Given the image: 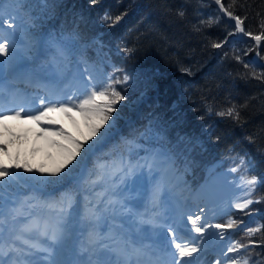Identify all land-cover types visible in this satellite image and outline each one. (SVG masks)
Segmentation results:
<instances>
[{
	"label": "trees",
	"instance_id": "16d2710c",
	"mask_svg": "<svg viewBox=\"0 0 264 264\" xmlns=\"http://www.w3.org/2000/svg\"><path fill=\"white\" fill-rule=\"evenodd\" d=\"M232 2L222 0L226 7ZM3 10L17 12L18 22L33 26L31 30L36 37L33 50L47 62L34 69L35 77L43 82L42 85L54 84L70 95L83 88L89 77L97 85L106 82L110 74L120 80L125 74L130 78L127 84L115 85L126 96L118 106L120 118L109 143L87 160L85 175L93 169L98 157L108 162L118 159L111 153L122 138H138L151 126L153 132L160 131L174 157V165L162 189L176 209L180 208L177 199L182 197V192L197 185L203 177L220 171L230 172L239 164L240 157L251 163L252 171L247 172L242 166L236 173H229L232 179L241 182L242 178L251 175L264 176V67L248 59L255 51L254 48L248 52L254 42L235 39L223 48L212 47L213 43H220L231 36L229 33L235 32L215 3L204 0H99L93 6L90 0H31L21 7L6 0ZM231 10L246 17V30L253 34L264 31L260 27L264 22V0H235ZM105 13L113 19L117 15L122 18L114 27H109L101 22ZM51 39L66 47V58H53L48 48ZM260 54L264 56V46ZM49 66L55 70L54 75ZM141 90L145 93L134 100ZM233 106L239 112L238 120L216 114ZM51 115L76 139L84 140L90 134L84 119L74 110L67 115L60 112ZM52 141L64 142L54 131L45 132L37 144L16 150L14 163H26L34 169L55 167L61 156L59 150L54 152ZM139 142L148 146L146 139ZM143 156L141 149L140 157ZM140 157L128 159L134 165ZM232 157L236 158L235 163ZM134 179L121 183L117 175L96 187L91 195L79 193V219L81 223L91 225L86 231L88 240L103 242L108 229L105 215L112 221L118 217L134 221L141 212H147L140 193L144 187L152 188L147 181L143 185L133 184ZM30 181L42 189L27 183L23 186L13 184L3 195L15 198L17 194L19 205L33 196L57 200L62 192L73 187L68 181L53 185ZM51 189L47 195L45 190ZM86 196L93 203L104 197V203L97 205L100 209L98 218L91 221L84 218ZM247 198L260 202L253 203L243 212L229 209L214 221L223 224L231 218L241 229L264 224V187L257 186ZM69 211L71 215L64 221L63 237L55 243L51 256V260L59 264L64 254L62 246L70 239L74 210ZM147 213L152 218L157 216ZM24 220L22 216L21 224H14L5 216L2 227L14 232ZM225 231L237 233L240 243H247L249 239L258 242L250 253L245 251L243 254L251 256L249 264H264V228L251 237L237 229ZM31 235V232H25L21 237ZM92 247L98 249L101 243L94 241Z\"/></svg>",
	"mask_w": 264,
	"mask_h": 264
},
{
	"label": "snow or ice",
	"instance_id": "6c2138e0",
	"mask_svg": "<svg viewBox=\"0 0 264 264\" xmlns=\"http://www.w3.org/2000/svg\"><path fill=\"white\" fill-rule=\"evenodd\" d=\"M5 2L6 0H0V57L5 58L0 60V74H2L6 64L16 60H23L36 46V37L31 30L33 26L23 21L18 22L17 12L19 9H17V12H5L3 10ZM12 3L22 7L31 3V0H12ZM90 3L95 6L99 3V0H90ZM214 3L224 16L234 21L236 33H241L243 37L250 38L249 43L254 42L253 47H250L248 52L253 51V48H255L257 57L264 59V56L260 54V49L264 46V31L259 34H253V32L245 29L244 20L246 17L242 18L231 10L235 0L228 4L227 7L222 3V0H214ZM179 14L182 16L183 12ZM121 18L120 15H117L113 19L109 14L105 13L101 18V22L108 24L109 27H114L120 22ZM209 24H211V21H209ZM260 27L264 29V22L261 23ZM234 34L229 33V35ZM226 41L227 38L220 43H213L212 47L221 48ZM48 48L52 52L54 59L66 58V47L56 40H49ZM124 51L128 52L127 49H124ZM239 59L237 57L238 61ZM244 66L247 68L248 64L246 63ZM129 79L127 74L123 76V80L114 78L110 74L106 82L97 85L89 77L83 88L73 91L70 95H59L49 99L40 97L38 106L29 104L27 106L19 105L15 108L11 106L5 107L3 88L0 87V127H6V121L8 120H27L41 127L43 132L54 131L64 141L62 143L51 142L59 150L61 158L55 167L49 170H45L43 167L34 169L26 163H5L0 160V264H9V261H11V264H19L21 259L33 255L34 252H43L51 256L52 253L49 252L48 248L39 247L35 243H21V235L25 232H36L47 237L53 244L57 243L63 237L64 221L66 217L71 215L69 210H75V208L79 207V193L83 191L91 195V192L96 187L107 183L111 177L118 175L121 183L132 177H135L132 180L133 184L143 185L147 181L153 191V204H156L158 199L156 193L164 186V180L174 165V157L164 144L160 131L153 132L151 126L146 132L140 133L138 138L135 136L131 139L122 138L114 146L111 153L112 156H118V159L108 162L98 157L93 169L85 175L87 160L109 143L114 134L116 121L120 118V108L118 106L120 102L126 99V96L115 85L127 84ZM73 110L81 115L86 126L90 129V134L86 139H76L62 128L53 130L50 127H45L46 124L50 125L52 123V113L60 112L67 115ZM216 114L222 117L227 116L234 120L239 119V112L235 106ZM94 137L95 139H93ZM145 139L148 142V146L139 142ZM141 149L144 152L143 157H140ZM0 153L7 154V147L4 143H0ZM137 157H140L137 163L131 164L128 158ZM231 159L235 163L236 158L232 157ZM242 166L245 167L247 172L252 171L251 163L246 162L244 157H240L239 164L232 167L230 172L236 173ZM25 173L28 175H25ZM49 177L55 179H49ZM30 180H35L42 185L62 184L68 181L73 183V187L62 192L57 200H41L33 196L19 205L12 196L6 197L3 195L5 190L10 189L13 184L23 186V183H27ZM241 186L247 189L245 196L250 197L257 186L264 187V176L251 175L250 178H242L238 187ZM259 202V199L246 198L233 204L232 207L239 212H243L253 203ZM103 203V196L99 197L96 203H93L86 196L84 218L89 221L94 217L98 218L100 209L97 205ZM34 209L39 210V212H34ZM204 212L205 209L201 207L198 215H193L191 212H181L178 215L164 218L154 216L151 221H145L160 229L159 251L166 253L170 257L166 262L161 259L158 264H196L194 254L202 252L198 241L203 240L204 233L208 228H214L219 231L220 240L224 242L226 249H222L221 256H217L215 264H223L225 260L227 264H249L251 256L243 253L245 251L250 253L251 249L258 246V242L251 239L247 243H240L236 240L229 241L228 237L232 233H226L225 230H241L248 237H251L261 231L264 228V224L241 229L230 218L226 223L210 225L206 222ZM248 214L251 215V213ZM5 216L14 224H21L20 217H25L21 227L18 230H14V237L7 241L3 239L2 232V220ZM189 225L191 226L190 228ZM191 233L196 235L192 236ZM140 255V249L133 248L125 254L122 260L118 261V264H132L134 256L138 264ZM26 264H31V261H27ZM49 264H59V262L49 260Z\"/></svg>",
	"mask_w": 264,
	"mask_h": 264
},
{
	"label": "rangeland",
	"instance_id": "374dc122",
	"mask_svg": "<svg viewBox=\"0 0 264 264\" xmlns=\"http://www.w3.org/2000/svg\"><path fill=\"white\" fill-rule=\"evenodd\" d=\"M235 34H237L236 32H234ZM222 46H225L222 45ZM5 59L4 57H0V60ZM24 59H27V62H25V71H24V78H23V82H20L17 86V84L13 85L12 87H8L9 90H13V92H16V96L17 98V105H13V103L11 104V107L15 108L21 104L19 103H27V98L29 94L33 95H37L36 97H41L42 93H40L39 91L36 90H28L27 89V83L29 81V76L32 72V69L36 66H38L41 62V60H39L38 58H36V55H33L32 57H26ZM17 61V60H16ZM15 61L6 64L4 66L3 70H9L10 67H12ZM19 63V62H18ZM18 63H15L18 65ZM43 63H45V61L43 60ZM57 87L54 86V88H52L51 96L54 98L56 96L59 95H63V94H59L58 90L56 89ZM145 93V90H141V92L138 93V95L134 98V100L137 99V97L142 96ZM5 92L3 93L4 96ZM8 95H10V93H8ZM48 96V94H47ZM51 97V98H52ZM50 97H47V99H49ZM23 105V104H22ZM45 127H57L60 129V125H59V121L57 119H53L52 123L50 125H45ZM42 129L41 127L37 126L34 122L31 121H27V120H8L6 121V127H0V143H4L7 147V154H3L0 153V160H2L5 163H13V153L14 151H16L17 149L23 147V146H29L31 144L36 143L41 137L42 135ZM54 152L57 153L58 149L55 147L54 148ZM60 155V154H58ZM57 155V156H58ZM219 174H223V177L220 179H215L216 177L219 176ZM241 182H239L238 180L232 179L228 173L226 172H218L210 177H208L207 179H202L197 185L195 186H191L190 188L186 189L184 192V196L182 198V208H184V211L187 212H192L191 210V206L193 205L194 201V195L195 194H200L203 193V190H207V193H204L202 195L201 198L196 199V203H198L199 208L201 207H205L210 205V203L212 202V200L210 199V197L205 196L209 195V196H216L218 195V191H220L224 186H228V188L224 191H220V196L217 199V201H223L226 198V195L228 196V194H232L231 189L235 186V185H240ZM234 185V186H233ZM237 192L238 197L242 200V199H246L247 196H245V192L246 190L244 189V187H238L237 188ZM156 196L158 197L156 204H153V192L147 190L143 195H142V200H146L147 202V209L148 210H157L159 206H163L165 211L167 212V216H173V215H178L175 208L172 206V204L169 202L167 203H163L162 201H160L158 194H156ZM168 197V196H167ZM209 198V199H208ZM168 199V198H167ZM193 200V201H192ZM199 201V202H198ZM157 208V209H156ZM233 207H227V208H221L219 211H213L209 217L206 218V222L208 224H216L217 222L214 221V218H216L218 215H221L225 212H227V210L232 209ZM194 215V214H193ZM147 220H149L147 218ZM160 231V229H158ZM3 232V238L5 239L6 236H8L5 231ZM195 234V233H194ZM192 235V233H191ZM193 236V235H192ZM209 236V237H207ZM237 233L232 234L231 236L228 237V240H236L237 241ZM198 243L201 246L202 252L194 254V259L196 260V264H215L216 258L217 256H221V252L222 249H225V244L224 242H222L220 240V235H219V231L214 229V228H208L206 230V232L204 233V237L203 240L198 241ZM156 252V251H155ZM157 257H158V261H160L162 259V256L160 253L156 252ZM230 255H235V254H230ZM139 259L143 260V257H139ZM221 259H223V257H221ZM9 264H11V261H9ZM223 264H227L226 260L223 261Z\"/></svg>",
	"mask_w": 264,
	"mask_h": 264
},
{
	"label": "bare ground",
	"instance_id": "6f19581e",
	"mask_svg": "<svg viewBox=\"0 0 264 264\" xmlns=\"http://www.w3.org/2000/svg\"><path fill=\"white\" fill-rule=\"evenodd\" d=\"M230 37V36H229ZM232 41V40H231ZM239 41V40H238ZM241 41V40H240ZM233 42V41H232ZM229 45V44H228ZM223 48V47H222ZM254 49V48H253ZM223 50V49H222ZM249 59V58H248ZM223 177V174H219L218 177L214 178L215 179H220ZM234 186V185H233ZM228 188V186H224L220 191L222 190H226ZM237 188H238V185H235L232 189H231V192L232 194H228V196L226 195V198L221 202V201H217V199L219 198V194H220V191H218V195L216 196H209V195H206V198L207 197H210V199L212 200V202L210 203V205L208 206H205L204 209H205V212H204V216L207 218L210 216V214L213 212V211H219L221 208H227V207H230L232 206L233 204L237 203V202H240L241 199L238 197V192H237ZM240 188V187H239ZM203 193H200V194H195L194 195V201L193 202V205L191 206V210L193 212L194 215H198L200 214L199 213V206H198V203H196V199H199L202 197V195L204 193H207V190H203L202 191ZM209 199V198H208ZM193 201V200H192ZM199 202V201H198ZM211 217V216H210Z\"/></svg>",
	"mask_w": 264,
	"mask_h": 264
},
{
	"label": "water",
	"instance_id": "95a60500",
	"mask_svg": "<svg viewBox=\"0 0 264 264\" xmlns=\"http://www.w3.org/2000/svg\"><path fill=\"white\" fill-rule=\"evenodd\" d=\"M206 1H208V2H214V0H206ZM222 15H223V18H225L229 24H231L232 26H234V22H232L227 16H224L223 13H222ZM236 38H239L242 41H249V39H250L248 37H243L241 33H238L237 35H232L229 38H227V41L224 44L226 45L231 40L236 39ZM249 60L251 62H253L254 64L261 65V66L264 65V60H260L259 57H257L256 51L254 52L253 56Z\"/></svg>",
	"mask_w": 264,
	"mask_h": 264
}]
</instances>
